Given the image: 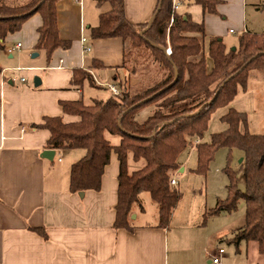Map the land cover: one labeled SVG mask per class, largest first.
I'll return each instance as SVG.
<instances>
[{
  "label": "crops",
  "instance_id": "crops-1",
  "mask_svg": "<svg viewBox=\"0 0 264 264\" xmlns=\"http://www.w3.org/2000/svg\"><path fill=\"white\" fill-rule=\"evenodd\" d=\"M159 1L125 0L127 19L133 24H147ZM180 1L179 13H188L193 21L204 23L207 48L213 37L232 45L236 33L264 34V0H216V13L205 12L194 0ZM111 9L108 0H60L59 35L71 44L56 49L49 59L45 50L36 48L38 29L43 24L40 13L33 14L21 30L8 34L3 41L0 264H213L220 248L225 252L219 264H264L260 262L264 255L255 242L233 240L237 229L246 223L245 204L232 213L208 214L218 199L226 196L222 189L215 192L212 201L200 197L197 191L185 196L182 192L167 227L159 226V207L153 205L150 193L143 192L139 196L142 208L134 204L130 216L133 228L117 229L120 161L115 152L105 167L101 189L83 194L71 191L72 165H56V160L64 162L62 154L75 163L85 154L83 150L53 149L52 159L43 157V151L52 149L47 146L50 131L33 124L43 123L48 116L77 121V116L64 111L63 101L89 103L99 98L106 83L121 87L119 80L127 73L126 41L122 37L91 36V28L99 25L101 14ZM26 47L38 53L31 60H26ZM76 69L89 71L94 83L73 82ZM181 158L173 178L177 182L173 186L180 191L178 173L192 176L196 168L188 171V162ZM219 182L222 186V179Z\"/></svg>",
  "mask_w": 264,
  "mask_h": 264
},
{
  "label": "trees",
  "instance_id": "trees-1",
  "mask_svg": "<svg viewBox=\"0 0 264 264\" xmlns=\"http://www.w3.org/2000/svg\"><path fill=\"white\" fill-rule=\"evenodd\" d=\"M59 1L0 0V49L7 35L21 30L35 13H40L43 19L36 48L45 50L49 59L56 49L69 47L71 42L59 35ZM108 1L112 9L101 14L99 25L91 28V36L122 37L126 41L127 65L131 60L127 39L133 34V45L144 43L157 53L165 66V75L158 84L137 91L131 99L112 93L106 99L94 97L90 103L63 101L64 111L77 116V121L64 122L62 117L48 116L43 123L33 124L35 128L49 129V148L85 151L71 166V191L100 190L105 167L115 152L120 161L115 228H133L130 216L143 192H149L158 204L159 226H169L171 215L182 198V192L171 183L180 168L179 157L192 140H201L212 113L220 107H228L222 117L227 129L211 134L209 141L197 143L198 164L194 172L207 175L220 148L241 152L245 190L239 186L236 171L227 165L226 196L219 198L208 214L232 213L238 209L240 199H244L246 223L237 229L233 240L256 242L264 255V134L250 133L246 113L231 107L240 91L247 90L250 71L264 70V34L243 33L238 46L231 49L222 38L213 37L207 48L204 23L193 21L188 13L173 15V0H163L151 28L142 35L147 24H133L127 19L125 0ZM194 2L205 12H217L216 0ZM158 46L170 47L171 54ZM251 58L253 60L249 61ZM175 67L179 75L173 83ZM74 72L76 84H83L85 80L94 83L89 71L76 69ZM210 100V104L197 112ZM133 105L136 106L125 113ZM146 107L151 108L150 114L139 119L138 112ZM107 135L118 136L119 142L113 143ZM131 160L139 165L137 169L133 168Z\"/></svg>",
  "mask_w": 264,
  "mask_h": 264
},
{
  "label": "rangeland",
  "instance_id": "rangeland-1",
  "mask_svg": "<svg viewBox=\"0 0 264 264\" xmlns=\"http://www.w3.org/2000/svg\"><path fill=\"white\" fill-rule=\"evenodd\" d=\"M130 29L131 31H133L132 28ZM240 36L241 35L239 33L234 34L232 40L236 41L235 44L227 45L226 42H223L225 43L228 49L237 47L239 44L238 41ZM131 37H134V35L132 34V36L127 39V45L131 60L127 62L128 64L126 65V76L123 75L121 80H119V84L121 85V87H118V85L113 84L115 85V87H117L116 89H118L119 92L116 95H119V97H121V95H127L128 99L133 98L134 93H136L137 91H143V89L147 87H151L155 84H158L161 81L160 79H162L165 75V66L159 61L157 53L144 43H140L139 46L138 44L133 45V39ZM226 40H228L229 42V39H225V41ZM26 53V60H31L33 55L37 53V51L34 52V50H31V48L26 47ZM249 80V87L247 88V90L240 91L237 97H235V99L232 101L231 107L235 108L240 112L246 113L248 120L247 129L250 133L264 134V70L250 71ZM109 85L111 84L106 83L105 85H103L104 90L103 93H101L100 91L99 98L106 99L107 97L112 95V91H110ZM88 102L90 103V101ZM228 109V107H220L216 109L212 113L211 119L208 123V129L205 131L201 140H199V138L192 140L190 145L181 153L179 159L182 156L181 159H185L188 162V171H190L189 169L197 167L196 164H198V156H196L195 153V151H197V143H199V141H209L211 134L219 133L227 129V124L222 120V117L228 112ZM150 112L151 108L146 107L138 112V118L144 119L150 114ZM107 137L115 144L119 141L118 136L107 135ZM192 144H194L193 149H191ZM82 150L83 149H77L74 151L77 152ZM241 157H243V155L238 149H233L232 151H229L228 149L220 148L216 151L215 157L210 163L207 175H205L206 177L198 175L196 173H194V175L192 176L189 174V172L178 173L177 177L180 179L181 192H183L185 196L188 193L192 192L193 194V191H197L196 193L200 197L207 198L209 201H212L214 198H216L215 192L219 189H222L223 192L225 191L226 193V187L229 182L228 176L225 173V168L227 167V165H230V167L234 171H236L239 186L244 191L246 187L244 181V169H241ZM71 160L72 159H70L67 155L62 154V161L64 162L61 163L56 160V165L58 164L62 167L65 164L66 167L69 168V166L74 163H71ZM132 165L133 168L136 169L139 166L138 164L134 163H132ZM220 179H222L223 181L222 186L219 182ZM145 195H149V192H145ZM152 201L153 205H158L157 202H155L154 200ZM141 203V201L138 203V207L142 208ZM244 204L246 205L245 200L240 199L238 203V209L243 207ZM147 206L148 205H146V208ZM148 207L150 211L151 207ZM145 219L152 220L149 217ZM141 220L144 219L142 218L140 219V221ZM255 251L256 248L253 249V253L256 254ZM260 262H264V258Z\"/></svg>",
  "mask_w": 264,
  "mask_h": 264
},
{
  "label": "water",
  "instance_id": "water-1",
  "mask_svg": "<svg viewBox=\"0 0 264 264\" xmlns=\"http://www.w3.org/2000/svg\"><path fill=\"white\" fill-rule=\"evenodd\" d=\"M162 1H163V0H160V1H159L158 7H157L155 13H154V14L152 15V17L149 19V21H148V23H147V26L141 31V34H142V35L144 34L145 31H147L149 28H151V26H152V24H153V21H154L155 17L157 16V14L159 13V11H160V9H161ZM158 47H160L163 51H165V52L167 53V50H166L165 47H162V46H158ZM234 48H235V47H234ZM36 55H37V53H35L34 56H36ZM258 55H259V54H257L256 56H258ZM253 58H254V57H253ZM253 58H251L249 61H252ZM178 75H179V73H178V69H177V67H175V79H174L173 83L177 80ZM228 80H229V79H227V80L225 81V83H226ZM36 81H37V79H36ZM35 83H36V82H35ZM225 83H224V84H225ZM150 98H151V97L145 99L144 101L149 100ZM211 102H212V100H210V101L206 102L205 104H203V105L197 110V112H200L205 106H207V105L210 104ZM137 104H138V103H137ZM137 104H136V105H137ZM136 105H133V106L129 107V108L125 111V113L129 112V111H130L132 108H134V106H136ZM191 115H193V114H191ZM42 155H43V157H45V158L52 159V158L54 157V155H55V150H53V149H46L45 151H43V154H42ZM243 158H244V157H241L240 162L243 161ZM81 194H83V192H81Z\"/></svg>",
  "mask_w": 264,
  "mask_h": 264
},
{
  "label": "built area",
  "instance_id": "built-area-1",
  "mask_svg": "<svg viewBox=\"0 0 264 264\" xmlns=\"http://www.w3.org/2000/svg\"><path fill=\"white\" fill-rule=\"evenodd\" d=\"M181 5H182V2L180 0H173V3H172L173 15H174V13L179 11ZM173 20H174V17L171 18L172 22H173ZM231 31H233V30H231ZM82 40L86 41V38L83 37ZM21 45H22L21 43H18L17 46H21ZM85 50L89 51L90 47L89 46H85ZM166 50H167V54L170 55L171 52H172L171 48L168 47ZM60 62L62 63L63 60L61 59ZM22 80H25V78H22ZM109 87H110V90L112 91L113 94L116 95V94L119 93L118 89H116L117 87H115V85L111 84V85H109ZM171 183H172V185H175L177 182H176L175 179H172ZM218 252H219L218 253L219 255L213 259V264H219L220 263V255L225 252V249L224 248H220Z\"/></svg>",
  "mask_w": 264,
  "mask_h": 264
}]
</instances>
